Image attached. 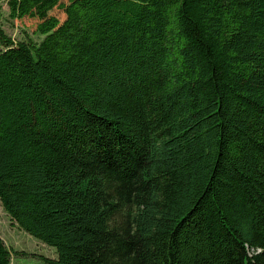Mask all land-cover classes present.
Instances as JSON below:
<instances>
[{
  "label": "trees",
  "instance_id": "trees-1",
  "mask_svg": "<svg viewBox=\"0 0 264 264\" xmlns=\"http://www.w3.org/2000/svg\"><path fill=\"white\" fill-rule=\"evenodd\" d=\"M68 2L0 7V203L57 251L0 264H264V0Z\"/></svg>",
  "mask_w": 264,
  "mask_h": 264
},
{
  "label": "rangeland",
  "instance_id": "rangeland-1",
  "mask_svg": "<svg viewBox=\"0 0 264 264\" xmlns=\"http://www.w3.org/2000/svg\"><path fill=\"white\" fill-rule=\"evenodd\" d=\"M67 6H69L68 0H63ZM8 0H0V7L4 13L5 18L8 17L9 9L7 5ZM37 16L35 18H27L24 20H5L3 23V28L8 34L13 36L15 39H23L25 36L29 35L36 40L41 38L40 35L34 34L36 32L37 25L47 20L50 16H57L63 19L66 14V10L53 9L51 12H42L40 8L37 7ZM0 235L5 240L7 246L11 250L26 251L30 254H39L47 257H56V248L51 247L44 243L43 241L35 238L24 230L18 227H13L11 220L0 203ZM13 264H44L42 257L40 256H15L12 257Z\"/></svg>",
  "mask_w": 264,
  "mask_h": 264
}]
</instances>
